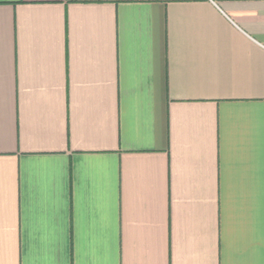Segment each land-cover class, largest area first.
Here are the masks:
<instances>
[{
  "label": "crops",
  "instance_id": "crops-1",
  "mask_svg": "<svg viewBox=\"0 0 264 264\" xmlns=\"http://www.w3.org/2000/svg\"><path fill=\"white\" fill-rule=\"evenodd\" d=\"M0 264H264V0H0Z\"/></svg>",
  "mask_w": 264,
  "mask_h": 264
}]
</instances>
